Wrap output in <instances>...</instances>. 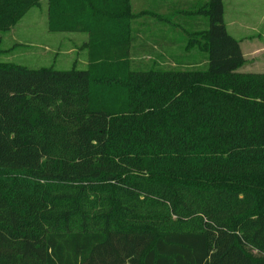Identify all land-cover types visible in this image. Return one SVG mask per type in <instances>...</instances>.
<instances>
[{"label":"trees","instance_id":"trees-1","mask_svg":"<svg viewBox=\"0 0 264 264\" xmlns=\"http://www.w3.org/2000/svg\"><path fill=\"white\" fill-rule=\"evenodd\" d=\"M203 1L184 68L0 64V264H264V75Z\"/></svg>","mask_w":264,"mask_h":264},{"label":"rangeland","instance_id":"rangeland-1","mask_svg":"<svg viewBox=\"0 0 264 264\" xmlns=\"http://www.w3.org/2000/svg\"><path fill=\"white\" fill-rule=\"evenodd\" d=\"M194 2L172 0L170 3ZM144 3V0H40L13 28L0 33V64L34 70H89L93 81L101 80L105 74L120 79L137 68L151 69L154 66L145 59L140 48L144 43L141 28ZM225 4L226 15L228 7L231 11L233 8L242 11L240 23L247 25L242 36L250 37L248 40L256 48L264 49V0H231ZM246 10L252 12L249 18ZM161 15L166 17L169 13L163 10ZM37 20L39 22H34ZM251 22L256 26H250ZM187 41L188 35L182 38L180 45L164 49L165 59L161 64L175 56L179 59L187 52L194 55L191 61H198L196 48L186 50ZM258 53L250 60V49H246L247 65L243 72L264 75V50ZM181 62L185 64L186 58ZM169 67L163 65L164 69H172Z\"/></svg>","mask_w":264,"mask_h":264},{"label":"crops","instance_id":"crops-1","mask_svg":"<svg viewBox=\"0 0 264 264\" xmlns=\"http://www.w3.org/2000/svg\"><path fill=\"white\" fill-rule=\"evenodd\" d=\"M144 1V14L143 19L141 20L144 43L140 48L145 53V59L148 62H151L154 67L156 66L160 68H163V65H167L168 67L170 66L172 68H184L187 65L198 63L199 60L191 61L190 59L194 55H192V52H187L183 56L178 57L179 59H176L175 56L168 61L167 59L164 60L166 61L165 64H161L162 60L165 59L162 53L164 49H166L167 47L174 48L178 44L180 45L182 42V38L189 33H195L205 30V19H203L199 15L196 16L194 12V8L199 6V4H202L204 1L200 0L198 2V0H194L195 2L191 4L183 3L178 5H176V3H170L172 0H159L158 4H156L157 0ZM225 1L229 3L231 0ZM225 1L221 0L223 5V22L226 28V32L232 39L238 42L244 59V64L238 70V72L241 74H252V72H243V68L245 69L247 65L246 49H250V57L248 58L250 60L255 59L259 54L258 52H262L264 49L256 48V46H254V44L248 40L250 37L248 38L242 36L247 26L246 24L242 25L240 23V15L242 14V11L235 8H233L231 11V7H228L227 9L229 10V14L226 15L227 11ZM184 6H186V10H184ZM163 10H166L167 13H169V16L162 17L161 11ZM245 15H247L249 18V16L252 15V12L249 13L248 10H246ZM34 22H39V20ZM249 25L255 27L256 23L251 22ZM195 54L197 58H200V52L197 49L195 51ZM183 57L186 58L185 64L181 62ZM167 62H169V64Z\"/></svg>","mask_w":264,"mask_h":264}]
</instances>
